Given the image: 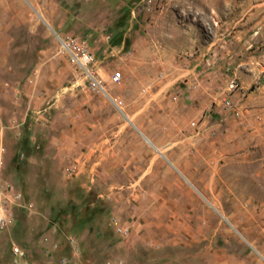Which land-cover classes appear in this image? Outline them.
<instances>
[{"label": "rangeland", "instance_id": "1", "mask_svg": "<svg viewBox=\"0 0 264 264\" xmlns=\"http://www.w3.org/2000/svg\"><path fill=\"white\" fill-rule=\"evenodd\" d=\"M28 1L0 0V264H264V0Z\"/></svg>", "mask_w": 264, "mask_h": 264}, {"label": "built area", "instance_id": "2", "mask_svg": "<svg viewBox=\"0 0 264 264\" xmlns=\"http://www.w3.org/2000/svg\"><path fill=\"white\" fill-rule=\"evenodd\" d=\"M60 41V44L62 47L65 49L66 54H67V59L69 63L74 68H78L83 76L86 79L87 86L91 89H95L98 91H103L104 86L101 82V77L97 75L96 69L94 67V57L87 46L86 42L83 39H75L73 37H66L65 39L63 38H58ZM120 72L118 70H115L111 74V78L114 81H117L120 78ZM238 86L237 81L233 79H229L227 82V86L225 87L226 90H233L234 88L236 89ZM112 104L119 110H121L122 107V102L119 98H115L112 96H108ZM222 105L226 106L228 109H230L232 106V103H230V99L227 97L222 98ZM4 222V217L0 215V223ZM16 251L17 248H14Z\"/></svg>", "mask_w": 264, "mask_h": 264}, {"label": "water", "instance_id": "3", "mask_svg": "<svg viewBox=\"0 0 264 264\" xmlns=\"http://www.w3.org/2000/svg\"><path fill=\"white\" fill-rule=\"evenodd\" d=\"M30 6H31V4L29 3V1L28 0H25ZM34 9V8H33ZM34 11H35V13L38 15V17L40 18V19H42V21L45 23V25L52 31V33L57 37V38H59L58 37V35L55 33V31L51 28V26L41 17V15L34 9ZM139 131V130H138ZM140 132V134L143 136V138L148 142V143H150L151 145H153L150 141H149V139L143 134V133H141V131H139ZM182 175V174H181ZM186 179V178H185ZM187 180V179H186ZM188 181V180H187ZM191 184V183H190ZM199 193V192H198ZM201 195V194H200ZM202 196V195H201ZM203 197V196H202ZM215 209V208H214ZM216 211H217V209H215ZM218 212V211H217ZM219 213V212H218ZM219 215L222 217V218H224L225 219V217L222 215V214H220L219 213ZM231 225V224H230ZM250 245V244H249Z\"/></svg>", "mask_w": 264, "mask_h": 264}, {"label": "crops", "instance_id": "4", "mask_svg": "<svg viewBox=\"0 0 264 264\" xmlns=\"http://www.w3.org/2000/svg\"><path fill=\"white\" fill-rule=\"evenodd\" d=\"M137 129V128H136ZM137 131H138V129H137ZM139 132V131H138ZM140 133V132H139ZM143 137V136H142ZM150 144V143H149ZM152 147L159 153V154H161L163 157H164V155L154 146V145H152ZM170 163V162H169ZM183 176V175H182ZM184 177V176H183Z\"/></svg>", "mask_w": 264, "mask_h": 264}, {"label": "bare ground", "instance_id": "5", "mask_svg": "<svg viewBox=\"0 0 264 264\" xmlns=\"http://www.w3.org/2000/svg\"><path fill=\"white\" fill-rule=\"evenodd\" d=\"M126 118H127L128 120H130L127 116H126Z\"/></svg>", "mask_w": 264, "mask_h": 264}]
</instances>
